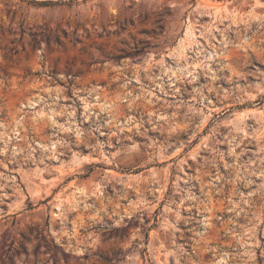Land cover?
<instances>
[{"label":"rangeland","instance_id":"374dc122","mask_svg":"<svg viewBox=\"0 0 264 264\" xmlns=\"http://www.w3.org/2000/svg\"><path fill=\"white\" fill-rule=\"evenodd\" d=\"M0 264H264V0H0Z\"/></svg>","mask_w":264,"mask_h":264},{"label":"trees","instance_id":"16d2710c","mask_svg":"<svg viewBox=\"0 0 264 264\" xmlns=\"http://www.w3.org/2000/svg\"><path fill=\"white\" fill-rule=\"evenodd\" d=\"M35 4H38V5H56V4H64V2H53V1H47V2H36L34 1Z\"/></svg>","mask_w":264,"mask_h":264},{"label":"bare ground","instance_id":"6f19581e","mask_svg":"<svg viewBox=\"0 0 264 264\" xmlns=\"http://www.w3.org/2000/svg\"><path fill=\"white\" fill-rule=\"evenodd\" d=\"M188 32H189V31H188ZM188 35H189V34L187 33V36H188ZM192 35L194 36V34L192 33V34H190V37H193Z\"/></svg>","mask_w":264,"mask_h":264}]
</instances>
